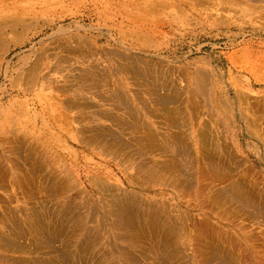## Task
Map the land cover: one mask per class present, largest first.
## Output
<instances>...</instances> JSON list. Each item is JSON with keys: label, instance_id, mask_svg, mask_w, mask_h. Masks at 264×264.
Segmentation results:
<instances>
[{"label": "bare ground", "instance_id": "1", "mask_svg": "<svg viewBox=\"0 0 264 264\" xmlns=\"http://www.w3.org/2000/svg\"><path fill=\"white\" fill-rule=\"evenodd\" d=\"M64 1L11 0L2 12L7 19H0V264H264V0H111L113 18L126 21L145 47L176 50L172 39L205 38L215 47L223 41L228 50L221 53L227 79L216 75L212 61L195 59L181 65L187 75H177L174 84L146 54L120 53L118 69L148 84L161 112L178 127L167 140L141 120L123 86L103 95L119 104L115 109L125 107L128 117L105 108L99 114L118 130L131 129L129 139L113 125L84 124L85 94L101 87L103 71L115 69L83 58L86 51L77 56L87 60L65 64V55V65L58 64V49L74 48L64 40L13 65L27 44L35 52L67 30L57 12ZM75 79L83 97L64 99ZM255 112L258 119L250 117H258ZM154 116L160 118L148 117ZM213 122L223 124L222 134H231L239 147L245 138L249 154L232 162L237 154L221 152ZM78 138L85 157L68 144ZM59 148L69 151L78 176L45 170L50 159L61 157ZM158 148L174 155L149 159ZM16 200L24 204L10 209Z\"/></svg>", "mask_w": 264, "mask_h": 264}, {"label": "rangeland", "instance_id": "2", "mask_svg": "<svg viewBox=\"0 0 264 264\" xmlns=\"http://www.w3.org/2000/svg\"><path fill=\"white\" fill-rule=\"evenodd\" d=\"M6 1V0H4ZM9 1V2H8ZM10 1L11 0H7L6 2H3L2 0L0 1V14H2L3 10H5V13L8 11L9 7L10 6ZM73 2V3H71ZM110 2V3H108ZM4 3V4H3ZM82 3V4H81ZM89 3V4H88ZM108 3V4H107ZM81 4V5H80ZM84 5V6H83ZM89 5V6H88ZM7 6V7H6ZM69 6V7H68ZM78 6V7H77ZM62 7V8H61ZM73 7V8H72ZM110 8L112 9V5H111V0H65L64 2H62L59 6V9H57V12L59 13V15L63 18H59V16L57 18L60 19V22L65 25V27L67 28V30L61 34H59L56 38V35L53 36L52 38H49L47 39L45 42L47 43H43V44H38L37 45V50H28L29 48H31V45L30 43L27 44V46L24 47V50H26V52H24L23 54H21L19 57H16L14 59V62H13V65L14 66H19L21 65L24 60H25V57L27 56H31V58H34L35 55L34 53H40L41 51L39 50V48H45L46 45H54L55 47L59 44V41H62L64 40L65 42H68V44H72L75 48V50H73L74 48H72V51H74L75 53H73L72 51L70 53H68L70 50L68 48V50H66L65 48L62 50V49H58L59 53L58 55L59 58L57 60H55L56 62H58V64L61 63V65H65L66 63L69 64L71 61L72 63L76 62V60L79 59V57L81 56H77V54L79 55H85L87 53V55L83 56L86 57L88 60H97L98 62H101V63H105L104 65H108L110 64L111 67L115 70H111L110 73L107 72V71H103L102 74L103 75V83L101 82V87H103V89L99 86L94 89V91H92L93 93L91 95L87 93L85 94L84 97H87V98H90L89 99V104L92 105L90 107V105L88 104V106L86 107V109L84 110L85 113H83V117L86 119V121L84 120V124H86L87 122V126L88 124H91V122L95 121V123H105L106 125H113L114 126V129H117L118 127L116 126L117 124L114 123L111 119H108V116L104 117L105 115H100L101 112L100 110H104L105 109H108L110 110V112L112 113H115L116 115H123L122 117H128L127 115V111L124 110L126 109L125 107H123L122 105H120L119 107V110L118 109V106L119 104L115 103L113 100H111L110 98H107L105 97V93L108 92V91H114V90H121V87L123 89V91L127 94L128 98L130 99V101L133 103V106L135 105L136 109L138 111H140L139 115L141 116V120H143V122H146V124H150V128L154 129L156 131V133L158 134V136L161 135V133H165L163 136V140H167V138L169 139V137L171 138H174V132H177L178 131V127L175 126V124L173 123H170L171 121H169L170 119L163 113L161 112V108L159 105L156 104L155 100H154V96L153 94L149 91H151L150 89H148V84L147 86L145 87V84H144V81H142L140 78V80H136L137 78L134 76L133 77V74H131L130 72H121L117 65L122 61V58L120 57V53H129V54H138L139 55H145L148 57L149 56V59H151L153 62L156 63V65L159 67V71L161 70L162 72H164L166 75L170 76V80L172 79V81H170V83H173L174 84V80H179L178 76H181V75H187L186 73H184V71L181 69V65H185L186 63H189V62H193L196 60H204V61H212L215 65H218L217 68L218 70L216 71V75L218 77H221L222 78V81L227 79L228 78V72H226L225 68H224V64H225V58L224 56L221 55V53H226L228 50L225 48L224 46V43H222L223 41L219 42L220 45L219 46H214V44L216 43L215 41H212V44L210 43V41H205V38L202 40L200 39L199 41L198 40H192L190 38H187V39H184L183 41L181 40H177V41H174L173 39L171 40V48L174 47V48H177L176 50H174L172 48L171 49H165L164 50H157V49H150L148 48L147 46L145 47L143 45V40L140 38L139 40H137L138 38L135 36V35H131L130 33V29L128 28V23L126 21L123 22V20L120 18V19H116V18H113V9L110 10ZM7 10V11H6ZM70 11V12H69ZM88 11V12H87ZM61 12V13H60ZM67 12V13H66ZM92 12V13H91ZM2 14L0 15V19L1 18H6L7 19V14ZM66 13V14H65ZM72 14V16H71ZM86 14V15H85ZM88 14V15H87ZM81 15V16H80ZM65 16V17H64ZM48 17H50V14L48 15ZM56 18V16L52 15L51 14V18ZM73 17V18H72ZM56 18V19H57ZM67 18V19H66ZM85 18V19H84ZM99 18V19H98ZM66 21H65V20ZM76 20V21H75ZM105 20V21H104ZM109 21V22H108ZM59 22V21H58ZM72 25V26H71ZM126 25V26H125ZM57 26H60V25H56V28ZM82 26V27H80ZM86 26V27H85ZM100 26V27H99ZM90 27V28H89ZM110 29V30H109ZM125 32H124V31ZM33 31V29L31 30V32ZM122 32V33H121ZM46 34L45 35H41L39 38H37V40L35 42H37L38 40H40L42 37H45L47 36V34L51 33V29H49L47 32H45ZM133 36V37H132ZM130 37V38H129ZM137 38V39H136ZM72 39V40H71ZM49 40V41H48ZM68 40V41H67ZM72 41V43H71ZM75 41V42H73ZM79 43H78V42ZM85 41V42H84ZM178 45H175L174 42ZM198 41V42H197ZM70 42V43H69ZM87 42V43H86ZM78 45V46H75V44ZM82 43V45L80 44ZM204 43V44H203ZM202 44V45H201ZM222 44V45H221ZM95 45V46H94ZM166 45V44H165ZM201 45V46H200ZM82 46V47H81ZM183 46V47H182ZM214 46V47H213ZM84 47V48H83ZM185 47V49H184ZM81 48V50L79 49ZM95 48V49H94ZM183 48V50H181ZM77 49V50H76ZM115 49V50H114ZM201 49V50H200ZM217 49V50H216ZM220 49V50H219ZM222 49V50H221ZM80 50V51H78ZM110 50V51H108ZM119 50V51H118ZM126 50V51H125ZM166 50V51H165ZM199 50V51H198ZM19 49L17 50H14L13 51V54L18 52ZM65 51V53H64ZM67 51V53H66ZM86 51V53H85ZM90 53H89V52ZM122 51V52H121ZM174 51V52H173ZM178 51V52H177ZM184 51V52H183ZM192 51V52H191ZM77 52V53H76ZM79 52V53H78ZM110 52V53H109ZM138 52V53H137ZM190 52V53H189ZM204 52V53H203ZM31 53V54H29ZM84 53V54H83ZM113 53V54H112ZM143 53V54H142ZM154 53V54H153ZM159 53V54H158ZM161 53V54H160ZM199 53V54H198ZM201 53V54H200ZM28 54V55H27ZM75 54V55H73ZM88 54H91L90 56L92 57H89L88 58ZM192 54V55H190ZM204 54V55H202ZM213 54V55H212ZM217 54V55H216ZM67 58H66V56ZM187 55V56H186ZM190 55V56H189ZM61 56H65L64 58L62 57V59L65 60H61ZM70 56V57H69ZM77 56V57H76ZM113 56V57H112ZM116 56V57H115ZM163 56V57H162ZM222 56V57H221ZM74 57V58H73ZM120 57V59L118 58ZM157 57V58H156ZM158 57H162V58H158ZM73 59L70 61V59ZM94 58V59H93ZM105 60L103 61L102 60ZM163 58H165L164 60H162ZM87 59H82V57L79 59V60H87ZM119 59V60H118ZM158 59V60H157ZM161 59V60H160ZM184 59V61H182ZM69 60V61H67ZM100 60V61H99ZM103 62H102V61ZM155 60V61H154ZM157 60V61H156ZM159 61V62H158ZM160 61H162L160 63ZM179 61V62H178ZM181 61V62H180ZM60 62V63H59ZM65 64H64V63ZM117 62V64H116ZM166 62V63H165ZM172 62V63H171ZM77 63V62H76ZM175 63V64H174ZM164 64V65H163ZM174 65V66H173ZM167 66V67H166ZM169 66V67H168ZM173 66V67H172ZM178 68H176V67ZM102 67V65L100 66ZM176 68V69H175ZM164 69V70H163ZM179 69V70H178ZM222 69V70H221ZM224 69V70H223ZM120 72L118 73L117 72ZM168 70H170L168 72ZM173 70V71H172ZM102 71V70H101ZM177 71V73H175ZM224 71V72H223ZM115 72V73H113ZM167 72V73H166ZM172 72V73H171ZM174 72V73H173ZM192 72V70H191ZM189 73V72H188ZM218 73V74H217ZM115 74V75H114ZM125 74V75H124ZM225 74V75H224ZM113 77H111V76ZM127 75V76H126ZM178 75V76H177ZM221 75V76H220ZM107 78H106V77ZM127 77V78H126ZM129 77V79H128ZM134 79H133V78ZM109 78V79H108ZM116 80H115V79ZM136 78V79H135ZM181 78V77H180ZM111 79V81H110ZM132 79V80H131ZM76 80V81H75ZM74 81H70L67 83V87L69 89L68 92H65L64 96H62L64 99H69V98H79L80 97H83V93H82V89L81 86L82 84L81 83H78L77 82V79H75ZM135 80V81H133ZM114 81V82H113ZM119 81V82H118ZM141 81V84H144V87L141 86V84H139ZM74 82V83H73ZM110 84H109V83ZM116 82V83H115ZM134 82V83H133ZM139 82V83H138ZM143 82V83H142ZM79 85H78V84ZM120 83V84H119ZM136 83V84H135ZM137 83L139 84V86L137 85ZM106 84V85H105ZM109 84V86H108ZM172 84V86H173ZM102 85H105V86H102ZM121 85V86H120ZM137 85V86H136ZM70 86V87H69ZM79 86V87H78ZM114 86V87H113ZM116 86V87H115ZM141 86V87H140ZM77 87L79 89H77ZM72 88V89H71ZM76 88V89H75ZM99 88V89H98ZM106 90H105V89ZM111 88V89H109ZM135 89V90H134ZM142 89V90H141ZM145 89V90H144ZM80 90V91H79ZM138 90L139 92L137 93H140V94H137L136 92H133V91H136ZM145 92H148V93H145ZM148 90V91H147ZM76 91H78L76 93ZM165 90H162V92H164ZM96 92V93H95ZM76 93V94H75ZM136 93V94H135ZM104 94V95H103ZM150 94H152L151 96H149ZM73 95V96H72ZM87 95V96H86ZM95 95V96H94ZM136 95H138V99L136 97ZM140 95H144L141 96L143 99L140 98ZM80 96V97H79ZM149 97V98H148ZM146 98V99H145ZM104 99V100H103ZM107 101H106V100ZM142 100V101H146L148 102L147 106L146 107V103L143 102V104H141L140 101H137V100ZM145 99V100H144ZM8 100V99H7ZM6 99L4 100L5 102L7 101ZM96 100V101H95ZM102 100V101H101ZM98 101V102H97ZM94 102V104H92ZM100 102V103H99ZM104 102V103H103ZM111 102V103H110ZM95 103H97L98 106L95 105ZM99 103V104H98ZM153 103V104H152ZM105 104V105H104ZM145 104V105H144ZM149 104H151V106H149ZM156 106H155V105ZM110 105V106H109ZM118 105V106H116ZM146 107V110L145 108L143 107ZM95 106V107H94ZM114 106V107H113ZM90 107V108H89ZM103 107V108H101ZM151 107L154 109V113H152L153 109H149L148 108ZM112 108V110L110 109ZM117 108V109H115ZM156 108V109H155ZM91 109V110H89ZM141 109V110H140ZM158 109V110H157ZM116 112H115V111ZM148 110V111H147ZM152 110V111H151ZM160 110V111H159ZM76 111V112H75ZM88 111V112H87ZM121 111V112H120ZM151 111V112H149ZM87 112V113H86ZM142 112V113H141ZM257 112V111H256ZM255 112V115H257L258 117H254V115H251L250 114V117L254 118V119H258L259 118V115L260 113H256ZM81 110L80 112L75 109L73 111V114H75L76 116L78 115H81ZM89 113V114H88ZM96 113V114H95ZM100 113V114H99ZM119 113V114H118ZM152 115H151V114ZM93 114V115H92ZM142 114V115H141ZM144 114V115H143ZM150 114V115H149ZM159 115L160 118L156 120L157 116H154L153 118H150L152 117L153 115ZM100 115V116H99ZM97 116V117H95ZM147 116V117H146ZM150 116V117H148ZM88 117V118H87ZM94 119H92V118ZM102 117V118H101ZM105 120H104V119ZM167 118V119H166ZM90 119V120H88ZM97 121H96V120ZM144 119L146 121H144ZM163 119V120H162ZM165 119V120H164ZM92 120V121H91ZM108 120V121H107ZM167 120V121H166ZM156 121V122H155ZM86 122V123H85ZM155 122V123H153ZM95 123L91 124L92 125H95ZM152 123V124H151ZM158 123V124H157ZM160 123H164L165 126H162ZM167 123V125H166ZM148 124V125H149ZM155 124V125H154ZM157 124V125H156ZM169 124V125H168ZM170 124L172 125V127L170 126ZM213 125L214 127L212 128L215 132V139L218 137L217 140V143H219V146H220V150L221 152H223V154H227V150L230 152H232L231 154V158L233 155H235V158L232 159V162H237L238 159L240 160L243 156H246L247 154H249V151L246 147V145L244 144L245 143V138L243 137H240L242 141V146L239 147V145H237L236 142V139L235 138H231V134H229V136H227L226 134H222L224 133V129L222 128L223 127V124L220 125L219 123V126L220 128H216V125H215V122H213ZM120 126V125H119ZM159 126V127H158ZM169 126L170 129H172L173 131H170L169 128H167ZM161 127H164V128H167V129H162ZM176 127V129H175ZM124 129V128H123ZM117 129L119 132L121 133H124L122 134L125 138H128L132 136L133 132L131 129ZM169 129V131H168ZM175 129V131H174ZM221 129V130H220ZM167 130V131H166ZM220 132L221 134H219L218 132ZM173 132V133H172ZM130 133V134H127ZM171 133V135H170ZM187 133H189L187 131ZM126 134V135H125ZM222 136V137H221ZM161 137V136H160ZM159 137V138H160ZM221 138V139H220ZM162 140V138H160ZM188 139V138H186ZM224 139V140H223ZM75 140H70V142H68L69 145H71L72 147L75 148V150H78L80 151L79 152V155L85 157V149H87L86 146H83L82 143L80 142L79 138L76 139V141L78 142H75ZM189 141V139H188ZM225 141V142H223ZM232 141V142H231ZM73 142V143H72ZM231 142V144H230ZM72 143V144H71ZM81 143V144H80ZM223 143V144H222ZM47 144V143H46ZM81 145V146H79ZM224 145V146H223ZM231 145V149L229 148V146ZM223 146V147H222ZM227 146V148H226ZM81 147V148H80ZM238 147V148H237ZM243 147V148H242ZM46 148V145L45 146H41V145H38L37 146V149H41V150H44ZM223 148V149H222ZM159 149V151H158ZM155 152L153 151L152 153L149 154L148 158H152L154 160H165V159H169L168 157L166 158V156H171V155H174V153H171V152H165L163 151L162 149L163 148H158ZM225 149H227L225 151ZM239 149V150H238ZM244 149V150H243ZM84 150V151H83ZM235 150V151H234ZM61 151V152H60ZM90 151H96V150H90ZM243 151V152H241ZM248 151V152H247ZM44 152V151H43ZM48 152V151H47ZM68 152V153H67ZM157 152V153H156ZM163 152V153H162ZM235 152V153H234ZM58 155L61 156V157H58L56 156V161H53L52 159H50L52 161V164L51 166H46L45 167V170H50L51 168L50 167H55L57 168L58 170H62L64 171L65 169L66 170H69L71 173H74L76 174L77 176L79 175L78 172H77V167L75 165V163L73 162V158L71 159V155L69 153L68 150L65 151V149L62 150V148H59L58 149ZM67 153V154H66ZM95 153H99L98 151H96ZM161 153V154H160ZM164 153L166 154V156L164 155ZM171 153V154H169ZM65 154V155H64ZM169 154V155H168ZM243 154V155H242ZM67 155V156H66ZM163 155V156H162ZM48 156H50V154H48ZM155 158H154V157ZM161 156V157H160ZM239 156V157H238ZM242 156V157H241ZM88 157H92V156H88ZM163 157V158H162ZM234 157V156H233ZM55 158V157H54ZM159 158V159H157ZM66 159V160H65ZM87 159H90V158H87ZM97 161H99L100 159H102V157L100 156H96L95 158ZM251 159L253 161H256L255 157L251 154ZM66 161V162H65ZM68 161V162H67ZM91 161V160H89ZM57 163V164H56ZM90 163V162H89ZM113 163V162H112ZM114 164V163H113ZM115 165V164H114ZM59 166H60V169H59ZM63 166V167H62ZM66 166V168H65ZM69 167V168H68ZM68 168V169H67ZM112 168H116L115 166H113ZM44 170V171H45ZM73 170V171H72ZM61 176V175H60ZM117 177H119V175H116ZM82 184H84V182H82ZM161 189H166L165 187H160ZM44 190L42 191L41 194H44L43 193ZM151 192V191H150ZM152 193V192H151ZM40 194V195H41ZM72 194V193H71ZM74 194V193H73ZM72 194V195H73ZM152 194H155V193H152ZM157 195V194H156ZM42 196V195H41ZM45 196V194H44ZM163 196L165 197H170V194H163ZM158 197V196H157ZM160 197V196H159ZM13 202L10 203V209H17L18 206H21L24 204L23 201H18L16 200L13 204ZM16 203V205H15ZM22 203V204H21ZM15 205V206H14Z\"/></svg>", "mask_w": 264, "mask_h": 264}]
</instances>
